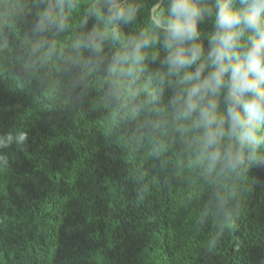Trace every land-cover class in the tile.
<instances>
[{"label":"clouds","instance_id":"clouds-1","mask_svg":"<svg viewBox=\"0 0 264 264\" xmlns=\"http://www.w3.org/2000/svg\"><path fill=\"white\" fill-rule=\"evenodd\" d=\"M0 65L40 86L35 101L54 90L49 110L95 90L91 108L119 122L104 135L156 161L170 193L198 186L206 251L221 244L264 166V0H0ZM28 141L19 128L0 133V169ZM136 171L139 206L151 184Z\"/></svg>","mask_w":264,"mask_h":264},{"label":"trees","instance_id":"trees-1","mask_svg":"<svg viewBox=\"0 0 264 264\" xmlns=\"http://www.w3.org/2000/svg\"><path fill=\"white\" fill-rule=\"evenodd\" d=\"M39 90L0 65V133H29L27 150L13 146L0 169V264H264V166L250 171L248 183H257L209 253L198 186L170 193L156 161L126 153L123 134L106 137L119 122L91 108L95 90L68 110H49L54 90L35 101ZM134 167L151 184L139 206Z\"/></svg>","mask_w":264,"mask_h":264}]
</instances>
